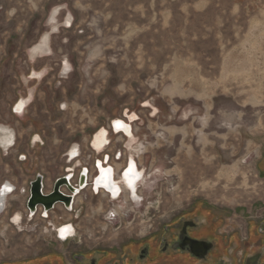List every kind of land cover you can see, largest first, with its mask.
<instances>
[{"label":"rangeland","instance_id":"obj_1","mask_svg":"<svg viewBox=\"0 0 264 264\" xmlns=\"http://www.w3.org/2000/svg\"><path fill=\"white\" fill-rule=\"evenodd\" d=\"M47 32L50 54L31 59ZM126 112L136 118L134 162L158 175L139 203L124 204L123 190L112 201L88 183L71 210L57 203L48 216L41 207L27 215L37 173L47 193L69 168L86 167L90 177L102 154L124 166L127 139L111 123ZM0 125L16 142L0 149V185L16 187L0 210V263L74 264L79 250L143 238L197 204L225 229L245 232L250 220L264 229V0H0ZM101 128L109 143L98 154L91 142ZM73 144L79 154L69 162ZM16 212L20 228L10 221ZM67 225L75 231L65 240L58 230Z\"/></svg>","mask_w":264,"mask_h":264},{"label":"flooded vegetation","instance_id":"obj_2","mask_svg":"<svg viewBox=\"0 0 264 264\" xmlns=\"http://www.w3.org/2000/svg\"><path fill=\"white\" fill-rule=\"evenodd\" d=\"M71 21V16L68 14L64 20V25L70 27ZM39 41L37 43H39ZM48 47L50 46L48 45ZM50 52L45 56H48ZM38 57L43 56L38 55L33 59ZM69 71L70 69L64 71L63 62L61 64V73L67 74ZM30 78L40 80L43 78V72L33 71L30 74ZM29 103L30 94L27 98L22 97L16 102L13 108L14 112L22 116ZM123 125H126L125 121L120 119L114 120L113 123H111V128L115 134L121 133L125 139L126 135L122 130ZM8 130L9 133L7 132L5 150L13 148L16 144L13 131L10 128H8ZM34 138H36L35 141ZM34 138V145L41 141L38 135H35ZM108 143L109 142H107V144ZM106 146L101 152H98L93 148L91 142L93 152L98 154L102 153L106 149ZM0 149H3L2 144H0ZM78 154L74 157H70L67 153L66 156L68 157V161L74 162ZM120 156L121 153H118L116 158L119 159ZM23 158L26 160L24 156L21 160H23ZM108 160L109 154L106 153L105 157L104 154H102L100 160L97 159L92 162L94 173H91L90 177L88 176V168H83L86 169L85 186L89 183L94 192L105 193L106 191L108 192L105 193L107 198L111 199L113 195L117 197L119 191H121L119 188L120 177H124L134 185L139 182L140 174L143 171L140 170L134 162V157L133 159H130L129 156L126 157L125 164L120 169L118 166L114 168L112 165L108 164ZM103 166H109L110 169L104 170ZM83 168H80L77 174L72 173V169L70 170V168L66 170L64 175L68 173L71 174L69 180L72 186H78L79 176ZM98 172L100 173V177L94 180ZM108 176H110L109 180ZM73 177H75V180H73ZM115 177H117L118 180H116ZM43 178L42 183L44 187ZM54 181L52 182V188ZM29 184L30 181L27 185L28 190ZM1 185L4 186V183ZM100 185L103 186L104 191L100 190ZM106 187L109 189H106ZM62 188L67 191L66 194H71L66 186L61 187V190L64 192ZM77 194L73 195L72 204ZM260 224H262V222L258 224L254 220H250L246 225L245 232H239L236 227L225 229L222 227L221 218L219 216H215L214 212L204 205L197 204L174 215L160 229L149 233L143 238H129L112 247H93L86 250H79L73 254V262L74 264H262L264 262V229ZM68 237L66 238L68 239ZM46 257L51 258V255ZM43 259L41 263H45V258ZM55 263L58 264L57 261ZM34 264H39V262H34Z\"/></svg>","mask_w":264,"mask_h":264},{"label":"bare ground","instance_id":"obj_3","mask_svg":"<svg viewBox=\"0 0 264 264\" xmlns=\"http://www.w3.org/2000/svg\"><path fill=\"white\" fill-rule=\"evenodd\" d=\"M58 12H59V8H54L51 11V13L49 15V18H48V22L51 24L52 32H55L57 30L58 24H57L56 16H57ZM48 45H49V33L47 32V33H44L41 36L38 45L35 46L32 50H30V57L33 59L34 57H36L38 55H42V56L44 54L46 55V53L50 52V47H48ZM69 67H70V64L67 61V59H65V61H64V71H67L68 69H70ZM23 100H24V98H23ZM187 111L186 110L184 111L183 116H187ZM155 113L156 112L154 111L153 114H155ZM126 116H127V120H125V124L126 125H123L122 130H123V132L126 135L125 139H127L126 140L127 141L126 145H127V150H128V153H129V158L133 159V150L134 149H138V147L134 146V144L136 143V138H135V135L133 133L131 122L135 121L136 118H135V114L134 113L127 114V112H126ZM114 126H115V124H114ZM169 131L174 133L176 130H175V128H170ZM7 132L9 133V130H8L7 127H1L0 126V144H2L3 150L6 149L5 142H6V137H7V134H8ZM108 135H109V132L107 131L106 128H101L97 133H95V135L92 138V146H93V148L96 151L101 152L105 148V146L107 145V142H108ZM36 138H34V141L36 140ZM78 152H79L78 146L76 144H73L71 146V149L68 152V155L70 157H74V156H76L78 154ZM157 171H159V168L157 169ZM142 173L143 172H141V174H140L139 182L135 183L134 185L131 184L124 177H120V182H119L120 183V187L119 188L121 190H123V193L126 192V199L129 202L126 201V202H124V204H127V206L128 205H132L133 206V204L134 205L138 204L140 199L143 198V196L147 194V192L150 190V188L154 185L155 180H157V178H158V175L156 173L151 174L149 176H146L145 174H142ZM15 189H16L15 185L13 183H11L10 181L6 180L4 182L3 189L0 190V210L6 204V201H7L8 197H9V195L14 194ZM106 189H109V188L106 187ZM28 194H29V190H28ZM119 198L120 197H115V195H113L111 197L112 201L113 200L115 201V199H119ZM124 204L123 203H119V205H120L119 208L120 209L122 208L121 210H123ZM45 214L48 215V212H45ZM33 215H31V216H33ZM114 215H115V213L113 214V216ZM10 221H11V223L13 225H15V226L20 228L21 227V221H22L21 213L20 212H16L12 216ZM74 231H75L74 227L72 225H68L66 227L60 228L58 230V234L63 239V238H66V237L72 235L74 233Z\"/></svg>","mask_w":264,"mask_h":264},{"label":"water","instance_id":"obj_4","mask_svg":"<svg viewBox=\"0 0 264 264\" xmlns=\"http://www.w3.org/2000/svg\"><path fill=\"white\" fill-rule=\"evenodd\" d=\"M113 123V121H112ZM104 170L110 169L109 166H103ZM70 173L58 177L54 181V185L52 190L49 193L43 192V183L42 178L43 175L40 173H37L36 177L30 181L29 184V194L26 201V207L28 209L29 215H33L36 213L38 207L42 208V215L46 216L45 212L50 211L57 203H62L63 206L67 210L72 209V198L74 194H77L80 189L85 187L86 184V169L83 168L81 170L78 186H72L70 183ZM100 177V173L98 172V175L94 178V180L98 179ZM110 179V176H108V180ZM62 186H66L68 190L71 192V194H66L61 190ZM103 188L102 185L99 186V188ZM104 189V188H103ZM256 264V263H255Z\"/></svg>","mask_w":264,"mask_h":264},{"label":"crops","instance_id":"obj_5","mask_svg":"<svg viewBox=\"0 0 264 264\" xmlns=\"http://www.w3.org/2000/svg\"><path fill=\"white\" fill-rule=\"evenodd\" d=\"M38 44H36L35 46H37ZM34 46V47H35ZM47 55V54H46ZM184 133L186 134V131L184 130ZM206 142H208V138L204 135V140H203V145L206 144Z\"/></svg>","mask_w":264,"mask_h":264},{"label":"built area","instance_id":"obj_6","mask_svg":"<svg viewBox=\"0 0 264 264\" xmlns=\"http://www.w3.org/2000/svg\"><path fill=\"white\" fill-rule=\"evenodd\" d=\"M3 185H1L0 190L2 189Z\"/></svg>","mask_w":264,"mask_h":264}]
</instances>
